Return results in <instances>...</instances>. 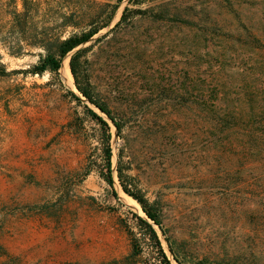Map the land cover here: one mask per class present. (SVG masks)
<instances>
[{"label":"rangeland","instance_id":"374dc122","mask_svg":"<svg viewBox=\"0 0 264 264\" xmlns=\"http://www.w3.org/2000/svg\"><path fill=\"white\" fill-rule=\"evenodd\" d=\"M136 1L124 0L82 45L95 91L124 121L117 135L108 119L113 165L121 156L160 202L166 236L157 229L173 264L165 237L185 264H264V161L243 164L241 135L212 121L207 94L212 77L227 82L246 68L238 84L258 72L264 83V66L251 70L253 50L240 37L248 25L264 34V0ZM114 3L36 0L23 55L0 42V264H126L132 251L141 205L116 172L118 197L95 168L86 174L98 143L88 109L103 114L62 71V82L28 71L42 51L30 43L49 29L63 38L80 32ZM127 5L140 12L116 26ZM15 8L24 9L22 0H0V21ZM64 13L77 24L63 26Z\"/></svg>","mask_w":264,"mask_h":264},{"label":"trees","instance_id":"16d2710c","mask_svg":"<svg viewBox=\"0 0 264 264\" xmlns=\"http://www.w3.org/2000/svg\"><path fill=\"white\" fill-rule=\"evenodd\" d=\"M116 3L109 4V13L98 21L100 16H92L89 27L80 31L73 32L63 38L61 32H55L53 29L42 34V37L36 39L31 46L37 47L39 60L28 71L32 74L43 75L49 73L54 79L61 81V68L65 58L70 55L69 67L72 73L75 86L81 96L90 104L94 105L103 115L88 109L93 120L98 125L97 144L93 145V151L88 156V165L86 174L95 168L100 175L107 181L116 197L118 193L115 189V172L121 189L142 207L146 216L136 214V227L129 230L131 238L132 251L125 258L126 264H173L172 259L163 247L157 227L165 235L163 228V210L159 201L151 200L145 192L139 187L137 180L127 172L123 159L120 156L116 167L113 165L114 150L112 146L111 124L116 129V134H122L124 121L119 118L109 104L104 101L95 91L91 82L88 59L86 57L87 47L82 45L92 41L103 28L108 27L114 20L117 9L124 0H115ZM23 10L13 9L10 18L2 23L0 21V42L5 46L8 53L13 56H21L24 53V43L29 26L34 22V15L29 10L31 3L36 0H22ZM139 1L128 0V3L136 4ZM138 9L127 5L124 7L120 20L116 26L126 22L128 18L139 13ZM62 25L67 27L75 25L76 19L73 15L64 13L60 16ZM97 19V20H96ZM245 26V25H244ZM241 44L253 50V66L251 70L258 66H264V34H261L257 27L248 25L240 33ZM224 69L220 67L219 72ZM249 68L232 74L228 81H218L212 77L209 83L208 111L212 121L222 125L225 130L235 129L241 135L240 154L243 164L250 156H255L264 161V83L258 85V75H252L251 78H244V82L238 84V75L246 76ZM216 73V72H215ZM217 74V73H216ZM69 94L79 102L84 99L69 90ZM215 98L222 99L221 103ZM245 105V107H242ZM110 121H109V120ZM166 236V235H165ZM169 250L173 258L179 264H185L184 257L179 255L169 241ZM148 249L149 256L145 251Z\"/></svg>","mask_w":264,"mask_h":264},{"label":"bare ground","instance_id":"6f19581e","mask_svg":"<svg viewBox=\"0 0 264 264\" xmlns=\"http://www.w3.org/2000/svg\"><path fill=\"white\" fill-rule=\"evenodd\" d=\"M61 71L65 75V77H68L69 83L71 84L73 78H72V74L70 71L69 62L67 60L65 61L64 66H62ZM133 201L136 203L138 207H140L139 204L135 200Z\"/></svg>","mask_w":264,"mask_h":264},{"label":"water","instance_id":"95a60500","mask_svg":"<svg viewBox=\"0 0 264 264\" xmlns=\"http://www.w3.org/2000/svg\"><path fill=\"white\" fill-rule=\"evenodd\" d=\"M143 211V210H142ZM144 213V212H143ZM144 216H146V214L144 213Z\"/></svg>","mask_w":264,"mask_h":264}]
</instances>
